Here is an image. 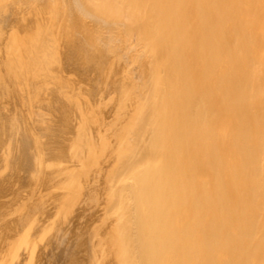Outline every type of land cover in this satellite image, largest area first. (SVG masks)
<instances>
[{"label":"bare ground","instance_id":"bare-ground-1","mask_svg":"<svg viewBox=\"0 0 264 264\" xmlns=\"http://www.w3.org/2000/svg\"><path fill=\"white\" fill-rule=\"evenodd\" d=\"M1 204L0 264H264V0H0Z\"/></svg>","mask_w":264,"mask_h":264},{"label":"rangeland","instance_id":"rangeland-1","mask_svg":"<svg viewBox=\"0 0 264 264\" xmlns=\"http://www.w3.org/2000/svg\"><path fill=\"white\" fill-rule=\"evenodd\" d=\"M6 209V205L1 204L0 205V212H2V210L5 211ZM2 218L6 216L1 215ZM1 221L0 222V262L4 263L8 261V252L10 253L11 251V246H13V237L10 236V233L7 231L6 227H5V223L7 220ZM7 224V223H6ZM12 255V253L10 254Z\"/></svg>","mask_w":264,"mask_h":264}]
</instances>
